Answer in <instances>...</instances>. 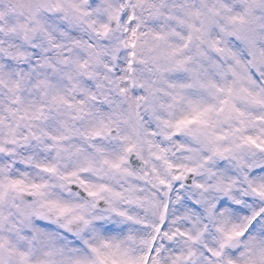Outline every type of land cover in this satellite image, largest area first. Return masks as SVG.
I'll use <instances>...</instances> for the list:
<instances>
[{
    "label": "snow or ice",
    "instance_id": "snow-or-ice-1",
    "mask_svg": "<svg viewBox=\"0 0 264 264\" xmlns=\"http://www.w3.org/2000/svg\"><path fill=\"white\" fill-rule=\"evenodd\" d=\"M0 264H264V0H0Z\"/></svg>",
    "mask_w": 264,
    "mask_h": 264
}]
</instances>
